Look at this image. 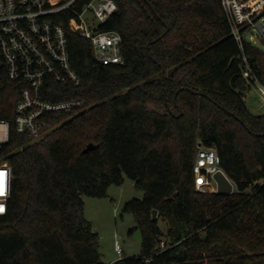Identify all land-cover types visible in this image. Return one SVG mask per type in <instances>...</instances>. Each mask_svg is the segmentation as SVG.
I'll list each match as a JSON object with an SVG mask.
<instances>
[{
	"label": "trees",
	"instance_id": "trees-1",
	"mask_svg": "<svg viewBox=\"0 0 264 264\" xmlns=\"http://www.w3.org/2000/svg\"><path fill=\"white\" fill-rule=\"evenodd\" d=\"M114 1L104 27L121 34L124 64L98 63L73 34L81 84L49 98L82 100L84 110L54 116L32 142L15 130L16 85L0 88V121L11 124L0 162L12 170L0 264H106L83 198H105L125 178L144 193L123 209L142 250L111 264H264V115L248 109L256 82L243 76L248 64L264 86V51L235 40L222 0ZM199 145L215 148L234 193L196 190ZM8 175L0 170L2 189Z\"/></svg>",
	"mask_w": 264,
	"mask_h": 264
},
{
	"label": "built area",
	"instance_id": "built-area-1",
	"mask_svg": "<svg viewBox=\"0 0 264 264\" xmlns=\"http://www.w3.org/2000/svg\"><path fill=\"white\" fill-rule=\"evenodd\" d=\"M222 4L232 35L240 45L254 31L264 37V24L256 18L263 0H222ZM117 10L114 0H0V88L6 82L16 85L14 126L18 134L32 142L44 140L52 130L54 116L84 110L82 100L49 99L57 85L81 84L70 62L71 35L90 43L98 63L124 64L121 34L104 27ZM243 76L254 80L264 96V86L248 64ZM10 131V122L0 121V147L9 142ZM2 168L9 175L0 191V217L7 214L12 183L9 165L0 162ZM219 171L225 174L215 148L198 146L193 168L196 190L217 193L214 175ZM115 250L123 254L118 241Z\"/></svg>",
	"mask_w": 264,
	"mask_h": 264
},
{
	"label": "rangeland",
	"instance_id": "rangeland-1",
	"mask_svg": "<svg viewBox=\"0 0 264 264\" xmlns=\"http://www.w3.org/2000/svg\"><path fill=\"white\" fill-rule=\"evenodd\" d=\"M263 9L264 6L256 14V18L264 24V17H261ZM247 39L264 51V37H260L257 31L248 34ZM245 101L252 114L264 115V96L256 85L246 94ZM143 197L144 193L135 187L134 182L125 178L122 185L111 186L105 198H83L85 217L99 235V250L106 264L141 254V244L134 238V234H131L137 223L133 215L124 213L123 209L128 202L134 199L142 200ZM159 225L166 233V224L160 221ZM116 241L123 250L122 255L115 250Z\"/></svg>",
	"mask_w": 264,
	"mask_h": 264
},
{
	"label": "water",
	"instance_id": "water-1",
	"mask_svg": "<svg viewBox=\"0 0 264 264\" xmlns=\"http://www.w3.org/2000/svg\"><path fill=\"white\" fill-rule=\"evenodd\" d=\"M159 18V16H157ZM143 30L146 31L145 24L142 22L141 23ZM229 112V111H228ZM201 146V145H199ZM94 148L93 144H89L87 148L83 151V153H88L90 150ZM214 179L217 183V193L219 194H225L229 195L234 193L235 191V184L221 171L217 172L214 175ZM152 220L153 221H158V212L156 210H153L151 213ZM134 238L141 244L143 242V235L141 230H137L134 232Z\"/></svg>",
	"mask_w": 264,
	"mask_h": 264
},
{
	"label": "snow or ice",
	"instance_id": "snow-or-ice-1",
	"mask_svg": "<svg viewBox=\"0 0 264 264\" xmlns=\"http://www.w3.org/2000/svg\"><path fill=\"white\" fill-rule=\"evenodd\" d=\"M0 191H2V184H0ZM3 209H0V211H2Z\"/></svg>",
	"mask_w": 264,
	"mask_h": 264
}]
</instances>
